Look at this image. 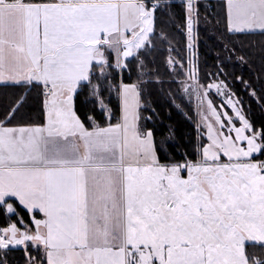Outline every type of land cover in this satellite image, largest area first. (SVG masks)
<instances>
[{"label":"snow or ice","instance_id":"6c2138e0","mask_svg":"<svg viewBox=\"0 0 264 264\" xmlns=\"http://www.w3.org/2000/svg\"><path fill=\"white\" fill-rule=\"evenodd\" d=\"M257 32L264 0H0V264H264V43L233 39ZM154 93L195 101L176 153Z\"/></svg>","mask_w":264,"mask_h":264},{"label":"trees","instance_id":"16d2710c","mask_svg":"<svg viewBox=\"0 0 264 264\" xmlns=\"http://www.w3.org/2000/svg\"><path fill=\"white\" fill-rule=\"evenodd\" d=\"M174 5H179V0H172ZM201 3H211L213 8L217 5V0H201ZM201 20L199 24V52H200V66L204 71H215L211 66L215 63V57L217 52L221 51V48L218 46V33L215 31V27L213 25L206 26L204 24V9H200ZM233 39L239 41L243 40L244 47L249 48L251 45H256L257 48L261 43H264V36H261L257 33L251 35H243L239 37H233ZM178 40L181 42L184 41L183 32L178 36ZM182 46V44H181ZM238 46L239 43H238ZM221 55H226V53H221ZM206 61V63H205ZM231 65H234V71L237 76L243 73L244 77L247 79L250 75V69L247 65H242L238 60L233 58L230 62V70ZM259 64L257 62L256 69L251 70L252 78L256 77V70L258 69ZM12 89H5L2 85H0V94L5 92L11 93ZM83 100V96L80 98ZM179 103L181 101L177 100ZM152 106L155 109V113H153V119L147 121L149 127H154L157 142L160 140H165L168 145V150L172 153H176L181 145L186 144L188 139L195 134L194 124L196 115L192 108L185 107L183 110L177 109L172 102L164 97L157 94H153L151 97ZM77 107L84 110L83 107L78 103ZM252 107L254 111H259L257 104L253 101ZM35 111V109H34ZM144 115H149L148 112H145ZM170 131H174V135H170ZM206 142V141H205ZM23 255L22 252H11L9 253V259L15 261L19 259Z\"/></svg>","mask_w":264,"mask_h":264},{"label":"rangeland","instance_id":"374dc122","mask_svg":"<svg viewBox=\"0 0 264 264\" xmlns=\"http://www.w3.org/2000/svg\"><path fill=\"white\" fill-rule=\"evenodd\" d=\"M204 1V0H203ZM177 103H179L178 101H176ZM173 104V103H172ZM194 104H195V101H193V106L191 107L192 108V110L194 111V113H195V108H194ZM175 106V105H174ZM177 108V107H176ZM195 115H196V113H195ZM224 159H226V158H224Z\"/></svg>","mask_w":264,"mask_h":264},{"label":"crops","instance_id":"0c3cea01","mask_svg":"<svg viewBox=\"0 0 264 264\" xmlns=\"http://www.w3.org/2000/svg\"><path fill=\"white\" fill-rule=\"evenodd\" d=\"M226 160V159H225Z\"/></svg>","mask_w":264,"mask_h":264}]
</instances>
